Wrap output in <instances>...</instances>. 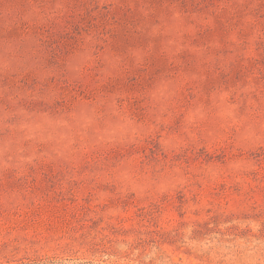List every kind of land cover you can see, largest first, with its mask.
Masks as SVG:
<instances>
[{
  "label": "rangeland",
  "instance_id": "obj_1",
  "mask_svg": "<svg viewBox=\"0 0 264 264\" xmlns=\"http://www.w3.org/2000/svg\"><path fill=\"white\" fill-rule=\"evenodd\" d=\"M0 264H264V0H0Z\"/></svg>",
  "mask_w": 264,
  "mask_h": 264
}]
</instances>
